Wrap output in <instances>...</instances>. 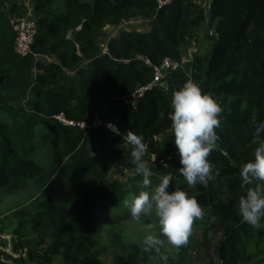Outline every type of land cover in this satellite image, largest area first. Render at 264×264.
<instances>
[{
    "label": "trees",
    "instance_id": "16d2710c",
    "mask_svg": "<svg viewBox=\"0 0 264 264\" xmlns=\"http://www.w3.org/2000/svg\"><path fill=\"white\" fill-rule=\"evenodd\" d=\"M6 1L0 0V187L10 190L39 173L42 166L32 152L47 137L56 136L67 155L57 161L31 208L20 213L21 222L50 224L67 233L50 242L38 234L22 238L15 229L17 264H49L55 255L63 264L100 262L96 221L130 191L143 190V178L135 173L126 180L107 177L116 156H130L131 146L123 139L129 129L142 134L147 145L144 159L152 184L171 172L173 187L195 195L206 211L224 220V234L214 246L217 264H264V228L243 223L238 213L245 191L239 169L254 160L257 146L252 121L264 122V0H170L161 6L155 0H32L37 31L31 52L22 57L13 51ZM24 2L11 0L9 10L23 11ZM136 15L149 18L150 28L121 29L108 38L106 51L99 50V28ZM203 22L210 30L205 37L213 43L194 53L189 71L224 109L216 129L219 150L210 156L219 175L207 187L187 189L170 127L172 92L156 86L135 103L125 96L152 78V65L144 58L152 64L164 56L180 58L181 47ZM40 55L54 59L44 61ZM29 90L31 97H25ZM23 98L25 108L19 106ZM57 113L88 126L62 122ZM95 117L115 123L120 134L93 124ZM94 144L99 153L92 152ZM140 243H132L119 264H142L147 252ZM2 254L11 256L0 249Z\"/></svg>",
    "mask_w": 264,
    "mask_h": 264
},
{
    "label": "clouds",
    "instance_id": "9594fccd",
    "mask_svg": "<svg viewBox=\"0 0 264 264\" xmlns=\"http://www.w3.org/2000/svg\"><path fill=\"white\" fill-rule=\"evenodd\" d=\"M170 106V127L180 164L178 172L187 189H195L197 185L207 187L219 175L218 169L213 172L210 156L219 150L220 137L216 129L221 125L222 103L189 77L172 93ZM252 123L255 125L252 143L257 146L254 160L244 162L239 169L241 187L245 191L238 199V213L243 223L253 228H264V223H261L264 218V122L253 120ZM107 126L114 134H120L114 125ZM123 139L131 146V162L135 166V174L143 178L144 189L133 197L130 205L129 201H125V205L130 206L134 220L156 218L155 222L146 225L147 234L139 246L142 252L155 250L167 264L168 256L161 251L164 240L160 237H165L178 252L188 245L194 232L193 225L204 219L205 210L195 195H190L179 185L173 187L174 175L171 172L159 177V183L152 186V171L144 159L147 145L142 134L129 129Z\"/></svg>",
    "mask_w": 264,
    "mask_h": 264
},
{
    "label": "rangeland",
    "instance_id": "374dc122",
    "mask_svg": "<svg viewBox=\"0 0 264 264\" xmlns=\"http://www.w3.org/2000/svg\"><path fill=\"white\" fill-rule=\"evenodd\" d=\"M21 1L24 2L25 0H18V2ZM10 3L11 0H8L4 4L5 10L8 11L9 18L26 11V8L20 12L10 11ZM29 14L31 15L33 13L30 11ZM148 20L149 18L143 15H136L124 18L117 24H105L95 33V41L98 43L99 50L106 51L108 38L118 35L121 29L146 30L147 27L150 28ZM207 29L206 23L203 22L200 27H197L196 36L181 47L182 52L178 60L181 61L180 67L186 69V75L188 77L190 76L189 65L194 53L205 52L213 43L212 39H207L205 37ZM208 32H210L209 29ZM38 57L44 61H49L51 59V57L43 55ZM52 58L54 59V56ZM85 62L86 59H83L82 63ZM180 67L176 70H172L169 74L170 80L166 85V87H168V92L173 93L185 82L177 81L173 75L176 71H182ZM36 70V68H32V77ZM31 95L32 92L29 90L25 97H31ZM128 97L134 96L130 95ZM19 106L23 108L27 107L26 98L20 101ZM0 114L2 113L0 112ZM108 145L113 146L114 143H108ZM91 149L94 153H99L101 151L97 148V144H94ZM32 154L42 166L39 173H36L33 177H27L21 185L13 187L10 190L7 189L8 186L0 187V249H4L5 252L11 255L8 258L2 254L0 255V260L3 259L14 264H17V262L15 260L16 258L13 259V256L17 257L20 251L12 247L13 240L15 241L16 239V233H13L15 229H19L22 238L38 234L39 236H44L45 241L50 242L53 238L66 235L67 233L50 224L33 225L29 221H20V218L23 216L20 213H26V210L31 208L33 198L39 194L40 190L45 186L47 177L50 173H53L54 169L57 167V161L60 158V161L62 159L65 160L67 157L56 136L47 137L45 144H37ZM134 173L135 166L131 162V157L119 155L110 163L107 177L110 179L117 178L119 180H126L129 175ZM156 184L158 183H154L152 186ZM137 194L138 193L135 191H130L121 201L111 207L108 216L99 217L96 221L94 234L98 241L96 244L100 260L98 264H119L122 262L129 246L134 242H141L143 237L147 234L146 225L155 222V216L142 217L139 221L131 217L130 206H126L125 201H129L130 205L131 200ZM63 200L66 199L63 198ZM204 210L206 215L202 221L198 220L194 223V232L189 238L188 245L182 247L178 252L168 244L165 237H160L164 240V246L161 251L168 256L167 264H217L218 259L214 251V246L224 234V220H219V218L213 216L206 211V209ZM15 213H17V215ZM2 228H5V230H1ZM141 263L164 264V261L161 259L160 254L152 250L146 253L145 260ZM49 264H63V260L60 255H55L52 257Z\"/></svg>",
    "mask_w": 264,
    "mask_h": 264
},
{
    "label": "built area",
    "instance_id": "2783aa9c",
    "mask_svg": "<svg viewBox=\"0 0 264 264\" xmlns=\"http://www.w3.org/2000/svg\"><path fill=\"white\" fill-rule=\"evenodd\" d=\"M158 6L168 3L170 0H155ZM32 0H25L26 11L22 14L14 15L9 18L10 25L15 33L13 42V51L19 56H25L31 52V44L35 38L37 31L36 19L33 14H29L31 10ZM147 64L152 65V78L145 84L138 86L132 93L125 96V99L131 103H135L138 96L145 93V91L153 87H164L169 79V74L172 70H176L181 65V61L170 56H164L160 63L152 64L148 58H144ZM134 97H128V96ZM54 116L65 123L78 124L81 127H87L88 123L84 120H73L66 118L63 113L54 114ZM93 124L102 125L108 131L112 132L107 126L108 124L117 125L110 120H102L95 117L92 121ZM119 129V128H118ZM113 133V132H112ZM120 133V130H119Z\"/></svg>",
    "mask_w": 264,
    "mask_h": 264
},
{
    "label": "crops",
    "instance_id": "0c3cea01",
    "mask_svg": "<svg viewBox=\"0 0 264 264\" xmlns=\"http://www.w3.org/2000/svg\"><path fill=\"white\" fill-rule=\"evenodd\" d=\"M149 27H147L148 29ZM144 30V29H142ZM182 69V71H176L173 73L174 77L176 78L177 81H181V82H184L186 81L189 77L186 75L187 74V71L186 69H184V67H180Z\"/></svg>",
    "mask_w": 264,
    "mask_h": 264
}]
</instances>
